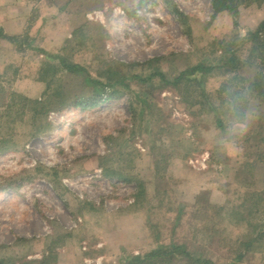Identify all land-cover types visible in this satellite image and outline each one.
Returning <instances> with one entry per match:
<instances>
[{"label":"rangeland","instance_id":"374dc122","mask_svg":"<svg viewBox=\"0 0 264 264\" xmlns=\"http://www.w3.org/2000/svg\"><path fill=\"white\" fill-rule=\"evenodd\" d=\"M27 1L0 264H264V0Z\"/></svg>","mask_w":264,"mask_h":264},{"label":"crops","instance_id":"0c3cea01","mask_svg":"<svg viewBox=\"0 0 264 264\" xmlns=\"http://www.w3.org/2000/svg\"><path fill=\"white\" fill-rule=\"evenodd\" d=\"M20 3L22 4L19 7L16 5L19 4L17 1L0 0V28L3 33L19 34L21 32L25 18H27L30 12L31 5L27 0ZM3 68L4 63L0 61V70Z\"/></svg>","mask_w":264,"mask_h":264},{"label":"trees","instance_id":"16d2710c","mask_svg":"<svg viewBox=\"0 0 264 264\" xmlns=\"http://www.w3.org/2000/svg\"><path fill=\"white\" fill-rule=\"evenodd\" d=\"M213 2H214V4H216L218 2H221V4H222L223 0H213ZM225 9H228V11H230V13L233 14V16L236 15V10L234 9V7L232 5H230V4L225 5ZM249 37L253 40V42L255 41L256 47L254 46V51H255V49H263L264 48V38L261 39L262 37H264V19L260 22V24L258 25V27L256 28L255 31H251L249 33ZM263 81H264V79H263ZM257 82L259 83L260 79H257ZM254 84H257V83L254 81ZM220 126L222 127L221 124H220Z\"/></svg>","mask_w":264,"mask_h":264}]
</instances>
